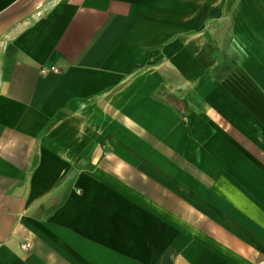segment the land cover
Wrapping results in <instances>:
<instances>
[{"label":"crops","instance_id":"0c3cea01","mask_svg":"<svg viewBox=\"0 0 264 264\" xmlns=\"http://www.w3.org/2000/svg\"><path fill=\"white\" fill-rule=\"evenodd\" d=\"M0 264H264V0H0Z\"/></svg>","mask_w":264,"mask_h":264},{"label":"built area","instance_id":"2783aa9c","mask_svg":"<svg viewBox=\"0 0 264 264\" xmlns=\"http://www.w3.org/2000/svg\"><path fill=\"white\" fill-rule=\"evenodd\" d=\"M52 70H54V69H52ZM28 247H29L28 245H25V247H24V248L26 249V248H28Z\"/></svg>","mask_w":264,"mask_h":264}]
</instances>
